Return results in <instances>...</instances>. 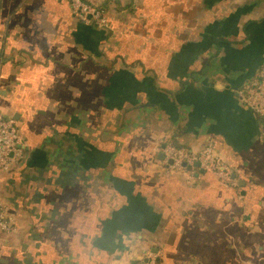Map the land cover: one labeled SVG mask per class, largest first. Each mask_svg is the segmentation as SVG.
<instances>
[{"label":"crops","instance_id":"0c3cea01","mask_svg":"<svg viewBox=\"0 0 264 264\" xmlns=\"http://www.w3.org/2000/svg\"><path fill=\"white\" fill-rule=\"evenodd\" d=\"M83 1L106 27L0 0V111L25 142L0 176V264H264V134L237 93L264 62V0ZM208 139L235 184L156 161Z\"/></svg>","mask_w":264,"mask_h":264},{"label":"built area","instance_id":"2783aa9c","mask_svg":"<svg viewBox=\"0 0 264 264\" xmlns=\"http://www.w3.org/2000/svg\"><path fill=\"white\" fill-rule=\"evenodd\" d=\"M67 2L73 14L84 22H94L100 26H107V20L96 7L83 0H59ZM238 96L243 106L256 114L262 122L264 134V62L258 68L257 76L238 90ZM155 151L163 155L156 159L158 164L169 171H186L194 168L212 172L220 182L235 184L230 165L219 156L216 143L208 139L196 151L170 142L158 144ZM25 156V142L19 127L12 118L0 111V176L10 172ZM191 176V174H190ZM11 218L4 214L0 204V227L9 228ZM128 264H158L156 255L146 250L144 259Z\"/></svg>","mask_w":264,"mask_h":264},{"label":"trees","instance_id":"16d2710c","mask_svg":"<svg viewBox=\"0 0 264 264\" xmlns=\"http://www.w3.org/2000/svg\"><path fill=\"white\" fill-rule=\"evenodd\" d=\"M96 9L100 12V14H101L102 16H104V9H103L102 7H96ZM107 23H108V22H107ZM167 142H170V143H172V144L175 145V143L172 142V141H167ZM176 145H178V144H176Z\"/></svg>","mask_w":264,"mask_h":264},{"label":"water","instance_id":"95a60500","mask_svg":"<svg viewBox=\"0 0 264 264\" xmlns=\"http://www.w3.org/2000/svg\"><path fill=\"white\" fill-rule=\"evenodd\" d=\"M161 158L163 157V155L160 153V155H159Z\"/></svg>","mask_w":264,"mask_h":264},{"label":"rangeland","instance_id":"374dc122","mask_svg":"<svg viewBox=\"0 0 264 264\" xmlns=\"http://www.w3.org/2000/svg\"><path fill=\"white\" fill-rule=\"evenodd\" d=\"M102 27H106V26H102Z\"/></svg>","mask_w":264,"mask_h":264}]
</instances>
